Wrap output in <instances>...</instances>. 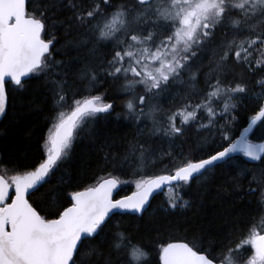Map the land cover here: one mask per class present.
Returning a JSON list of instances; mask_svg holds the SVG:
<instances>
[{"label":"snow or ice","instance_id":"1","mask_svg":"<svg viewBox=\"0 0 264 264\" xmlns=\"http://www.w3.org/2000/svg\"><path fill=\"white\" fill-rule=\"evenodd\" d=\"M33 81L51 115L36 161L0 153V264H151L140 229L110 228L113 216L143 220L166 188L164 213L189 208L181 193L217 170L233 206L255 208L224 236L210 223L164 239L173 225L149 220L158 264H264V102L230 134L249 94L264 101V0H0V117ZM117 99L136 129L123 153L105 138L91 184L41 193ZM120 175L136 191L116 198Z\"/></svg>","mask_w":264,"mask_h":264},{"label":"trees","instance_id":"2","mask_svg":"<svg viewBox=\"0 0 264 264\" xmlns=\"http://www.w3.org/2000/svg\"><path fill=\"white\" fill-rule=\"evenodd\" d=\"M256 91L258 92V90ZM109 95L115 98L116 94L110 92ZM260 102L264 101H257L255 94H249L248 99L240 104L238 119L230 133L234 138L247 125L246 122L250 120L253 110ZM115 103L116 112L106 120H100L96 123L95 128L98 135L88 137L81 134L77 138L69 159L57 172L56 176L52 178V183L41 189V193L47 192L54 184H59L68 192L83 189V187L91 184L93 181L87 177L98 172L101 167L99 159L103 154L101 143L105 138L110 142L115 141L118 146H121L119 154L123 153L124 148L127 146V140H132L135 137L136 129L128 126V121L116 119V113L122 112L123 108L120 100H115ZM50 109V99L44 87L33 81L23 97L15 99L7 116L0 120V153H7L10 157L18 158L21 163L36 161L43 150L42 138L47 133V125L51 115ZM253 133L257 138L264 136V131L259 129V125L254 128ZM253 133L249 135L250 139L253 138ZM217 140H219V137H217ZM255 141H260V139H255ZM164 146L167 147V145ZM104 151H107V149H104ZM249 167H251V164H249ZM114 175H119V173H114ZM225 178L224 173L217 170L216 178L206 186L201 187L198 182H194L190 188H186L181 193L192 206L172 215L164 213L162 208L166 199L165 194L170 196L172 193L171 189L166 188L154 195L151 200L152 207L145 214L143 220L137 219L136 214L132 213L118 214L113 216L109 227L112 228L116 224H120L122 227L133 230L139 228V238L147 246L146 251L149 252L151 264H158L159 257L158 246L154 243L157 233L151 232L148 234L147 222L149 220L157 222L155 227L166 223L173 225L171 229L165 228L160 234L164 239H182L185 237L191 239V232L194 228L207 227L210 223L213 225V232L219 230L220 236L227 235L231 231V225L234 221L243 223L248 219V214L255 208V204L242 205L238 201L236 206H233L232 200L235 197L220 188ZM120 179L121 181L127 180L129 183H122L118 196L127 194L135 188V178L120 175ZM77 184L81 186L79 188L75 187ZM40 195V193H37L32 199L38 200ZM249 199L254 198L250 197Z\"/></svg>","mask_w":264,"mask_h":264},{"label":"water","instance_id":"3","mask_svg":"<svg viewBox=\"0 0 264 264\" xmlns=\"http://www.w3.org/2000/svg\"><path fill=\"white\" fill-rule=\"evenodd\" d=\"M3 117H0V120L2 119ZM245 127H247V125L245 126ZM244 127V128H245ZM244 128L242 129V131H240V133L238 134V136L236 137V139H238L239 138V136H240V134L241 133H243V130H244ZM254 130V129H253ZM251 133H249L248 135H250ZM254 142H261V141H254ZM120 187H121V185H120ZM120 187L117 189V192H118V190L120 189ZM80 190H83V189H80ZM134 191H136V188L133 190V191H131V192H129V193H127V194H124V195H121V196H117L116 198H121V197H123V196H129V195H131ZM159 192H161V191H158V192H156V193H154V195L155 194H157V193H159ZM154 197V196H153Z\"/></svg>","mask_w":264,"mask_h":264}]
</instances>
